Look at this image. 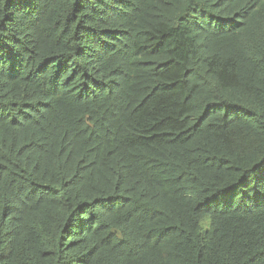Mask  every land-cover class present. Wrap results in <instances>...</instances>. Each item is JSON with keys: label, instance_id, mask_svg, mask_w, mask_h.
I'll use <instances>...</instances> for the list:
<instances>
[{"label": "trees", "instance_id": "16d2710c", "mask_svg": "<svg viewBox=\"0 0 264 264\" xmlns=\"http://www.w3.org/2000/svg\"><path fill=\"white\" fill-rule=\"evenodd\" d=\"M0 264H264V0H0Z\"/></svg>", "mask_w": 264, "mask_h": 264}]
</instances>
